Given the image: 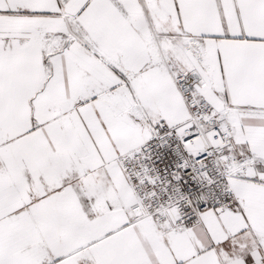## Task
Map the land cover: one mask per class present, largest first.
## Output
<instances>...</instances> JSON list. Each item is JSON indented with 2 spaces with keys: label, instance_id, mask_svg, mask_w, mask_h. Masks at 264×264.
<instances>
[{
  "label": "snow or ice",
  "instance_id": "snow-or-ice-1",
  "mask_svg": "<svg viewBox=\"0 0 264 264\" xmlns=\"http://www.w3.org/2000/svg\"><path fill=\"white\" fill-rule=\"evenodd\" d=\"M0 264H264V0H0Z\"/></svg>",
  "mask_w": 264,
  "mask_h": 264
}]
</instances>
